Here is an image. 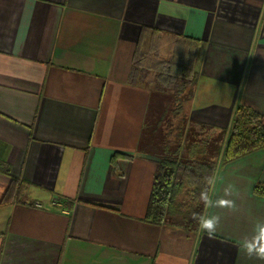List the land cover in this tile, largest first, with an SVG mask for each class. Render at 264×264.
I'll use <instances>...</instances> for the list:
<instances>
[{"label": "crops", "instance_id": "1", "mask_svg": "<svg viewBox=\"0 0 264 264\" xmlns=\"http://www.w3.org/2000/svg\"><path fill=\"white\" fill-rule=\"evenodd\" d=\"M175 50H196L192 150L222 147L210 195L236 203L207 207L212 239L143 221L149 83ZM237 106L264 122V0H0V264H264L240 249L264 221V138L231 132Z\"/></svg>", "mask_w": 264, "mask_h": 264}, {"label": "trees", "instance_id": "2", "mask_svg": "<svg viewBox=\"0 0 264 264\" xmlns=\"http://www.w3.org/2000/svg\"><path fill=\"white\" fill-rule=\"evenodd\" d=\"M195 56L196 50H175L167 62H161L157 67L156 79L149 83L153 88L150 89L149 105L138 143L139 152L156 159L143 221L155 226L169 224L194 232L200 227L192 218L193 214L205 216L207 209L200 200L201 190L206 189L211 194L219 162L204 156V146L194 151L188 143L180 144L182 136L191 140L190 132L184 133L181 129V123L185 122L181 112L186 101L181 95L191 85ZM141 62L142 57L136 53L130 70V82L136 85L143 83ZM172 116L180 117L177 126L172 125ZM165 123L169 128L166 132L163 130ZM231 132L260 144L264 138L263 118L249 107L237 106L232 114ZM194 154L196 157H193ZM197 155H202V159ZM254 191L257 195H264V185H256Z\"/></svg>", "mask_w": 264, "mask_h": 264}, {"label": "clouds", "instance_id": "3", "mask_svg": "<svg viewBox=\"0 0 264 264\" xmlns=\"http://www.w3.org/2000/svg\"><path fill=\"white\" fill-rule=\"evenodd\" d=\"M215 181H213V184ZM232 195L231 186L224 189V197L213 199L210 193L206 189H202L200 193V200L208 208H228L235 209L236 203L233 199H228ZM204 231L207 236L212 239L215 237L217 228L220 225L221 217L220 215L213 214L209 216L193 214L192 217ZM258 232V235L254 237L252 243H247L246 241L240 242V249L249 257L256 258L258 260L264 261V221H258L257 226L254 229Z\"/></svg>", "mask_w": 264, "mask_h": 264}, {"label": "rangeland", "instance_id": "4", "mask_svg": "<svg viewBox=\"0 0 264 264\" xmlns=\"http://www.w3.org/2000/svg\"><path fill=\"white\" fill-rule=\"evenodd\" d=\"M183 125H184L183 131L185 133H188V131L190 132L192 130L191 129L192 125L190 126V130L186 129V123L185 122L183 123ZM168 129H169L168 125L165 123V125L163 126V130L166 132ZM190 133H192V132H190ZM172 136H173V133L170 135V138H172ZM186 141H187V143L190 145V147L192 149L193 148L192 147L193 145H191L192 140L187 139ZM221 154H222V147H218L216 145L210 144V145L206 146V155H204V156L207 157V158H211V157L214 156V158L216 159V158H219V156ZM197 156H198V158L202 159V155H197Z\"/></svg>", "mask_w": 264, "mask_h": 264}, {"label": "built area", "instance_id": "5", "mask_svg": "<svg viewBox=\"0 0 264 264\" xmlns=\"http://www.w3.org/2000/svg\"><path fill=\"white\" fill-rule=\"evenodd\" d=\"M38 206V205H37Z\"/></svg>", "mask_w": 264, "mask_h": 264}]
</instances>
